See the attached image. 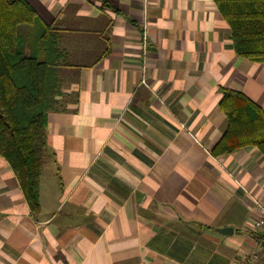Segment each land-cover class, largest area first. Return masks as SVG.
I'll use <instances>...</instances> for the list:
<instances>
[{"label": "crops", "instance_id": "1", "mask_svg": "<svg viewBox=\"0 0 264 264\" xmlns=\"http://www.w3.org/2000/svg\"><path fill=\"white\" fill-rule=\"evenodd\" d=\"M25 1L60 35L65 111L39 215L0 157V264H239L264 156L211 150L220 89L264 110V63L237 57L213 0Z\"/></svg>", "mask_w": 264, "mask_h": 264}, {"label": "trees", "instance_id": "2", "mask_svg": "<svg viewBox=\"0 0 264 264\" xmlns=\"http://www.w3.org/2000/svg\"><path fill=\"white\" fill-rule=\"evenodd\" d=\"M213 2L229 26L237 57L264 63V0ZM59 38L25 0H0V157L35 216L39 181L54 155L47 144L48 115L65 111L58 100L65 59ZM220 90L219 108L227 125L211 155L253 147L264 156V110L242 92Z\"/></svg>", "mask_w": 264, "mask_h": 264}, {"label": "built area", "instance_id": "3", "mask_svg": "<svg viewBox=\"0 0 264 264\" xmlns=\"http://www.w3.org/2000/svg\"><path fill=\"white\" fill-rule=\"evenodd\" d=\"M250 201L252 214L247 227L254 236V247L239 264H264V202L254 197H250Z\"/></svg>", "mask_w": 264, "mask_h": 264}, {"label": "water", "instance_id": "4", "mask_svg": "<svg viewBox=\"0 0 264 264\" xmlns=\"http://www.w3.org/2000/svg\"><path fill=\"white\" fill-rule=\"evenodd\" d=\"M217 232L224 235V236H230L233 234V229L230 227L223 228V229H217Z\"/></svg>", "mask_w": 264, "mask_h": 264}, {"label": "rangeland", "instance_id": "5", "mask_svg": "<svg viewBox=\"0 0 264 264\" xmlns=\"http://www.w3.org/2000/svg\"><path fill=\"white\" fill-rule=\"evenodd\" d=\"M38 196H39V202H40V210L37 212L36 215H39L41 212V200H40V186L38 187Z\"/></svg>", "mask_w": 264, "mask_h": 264}]
</instances>
